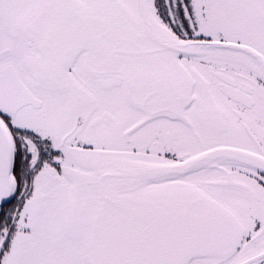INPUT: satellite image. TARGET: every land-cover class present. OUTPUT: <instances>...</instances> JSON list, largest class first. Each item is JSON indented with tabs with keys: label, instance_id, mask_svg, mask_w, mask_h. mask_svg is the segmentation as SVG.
Returning a JSON list of instances; mask_svg holds the SVG:
<instances>
[{
	"label": "snow or ice",
	"instance_id": "snow-or-ice-1",
	"mask_svg": "<svg viewBox=\"0 0 264 264\" xmlns=\"http://www.w3.org/2000/svg\"><path fill=\"white\" fill-rule=\"evenodd\" d=\"M0 264H264V0H0Z\"/></svg>",
	"mask_w": 264,
	"mask_h": 264
}]
</instances>
